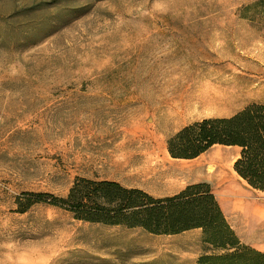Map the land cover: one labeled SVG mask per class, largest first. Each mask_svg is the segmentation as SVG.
<instances>
[{"label": "rangeland", "instance_id": "1", "mask_svg": "<svg viewBox=\"0 0 264 264\" xmlns=\"http://www.w3.org/2000/svg\"><path fill=\"white\" fill-rule=\"evenodd\" d=\"M256 1L0 0V264H200L219 253L201 229L91 223L45 200L80 178L117 177L158 198L207 183L222 204L226 186L169 170L180 161L167 142L191 119L264 104V28L244 17ZM208 85L222 94L214 107L198 103ZM217 148L232 152L234 183L264 197L235 173L240 149L205 153Z\"/></svg>", "mask_w": 264, "mask_h": 264}, {"label": "trees", "instance_id": "2", "mask_svg": "<svg viewBox=\"0 0 264 264\" xmlns=\"http://www.w3.org/2000/svg\"><path fill=\"white\" fill-rule=\"evenodd\" d=\"M244 17L264 28V0L249 5ZM215 145L238 147L235 172L250 187L264 192V104L252 103L231 117L194 122L167 142L172 158L188 160ZM52 198L45 201L86 222L142 228L159 235L201 229L204 243L219 253L201 256L200 264H264V252L241 241L207 183L190 184L177 194L158 198L117 181L80 178L66 197Z\"/></svg>", "mask_w": 264, "mask_h": 264}, {"label": "bare ground", "instance_id": "3", "mask_svg": "<svg viewBox=\"0 0 264 264\" xmlns=\"http://www.w3.org/2000/svg\"><path fill=\"white\" fill-rule=\"evenodd\" d=\"M239 81H241V78L239 79ZM221 96H222L221 93L215 92L213 90V87L211 85H208L203 95L200 98H198V103L201 105H207L208 107H214L219 101L218 98ZM179 100L182 102L184 101V102L191 103L192 98L188 95V96H185L184 98L180 97ZM231 153L232 152L226 151L225 149L217 148V149L211 150L208 153H204L200 155L196 159L188 160V161L180 162L176 164H171L170 169L174 170V168H172V165H173V167H175V169H177L178 171H181V169H185L187 171L188 177L190 178L199 179V180L209 179L212 181H217L220 186H226L227 188H229L227 190L226 200L231 206L236 207V205L242 202L243 199H247V197L243 190H241L240 188H236L234 186V177H232L231 172H230V168L233 169L231 166L232 162L228 164ZM234 158L235 157L232 158L233 161L236 160ZM244 201H247V200H244ZM253 204L254 203L251 201H248L246 203L247 206L249 205L251 206ZM250 209H256L254 211H251L250 214H248L250 217L252 218L257 217L258 219H264V208L262 204H259L258 202L256 203V208L254 207ZM262 239L264 241V236L262 237Z\"/></svg>", "mask_w": 264, "mask_h": 264}, {"label": "crops", "instance_id": "4", "mask_svg": "<svg viewBox=\"0 0 264 264\" xmlns=\"http://www.w3.org/2000/svg\"><path fill=\"white\" fill-rule=\"evenodd\" d=\"M239 111L240 110H237L236 112L228 114L226 117H231V116L235 115L236 113H238ZM182 120H187V119H182ZM199 120H203V119H191L189 122L184 124L181 128H183L184 126L188 125L189 123H192L194 121H199ZM215 146L239 149L238 147H228V146H222V145H215ZM174 160H177V161H180V162L188 161V159H174ZM180 162H174L172 164H176V163H180ZM172 167H173V165H172ZM173 168H174L175 171L177 170V169H175V167H173ZM174 170L170 169V171H174ZM179 174H180V176L182 178H185V177L188 176L187 175V171L185 169H181V171H179ZM106 179H108V180H116L117 177H110V178H106ZM240 179H242V178H240ZM234 181H235V178H234ZM234 186L236 188H240L235 183H234ZM184 188H185V186L180 188V189H178L176 192L172 193L169 196H172L174 194L179 193ZM240 189L244 191L247 199H243V201L240 202L238 205H236V207L231 206L228 203V201L226 200V196H225V198L223 200L224 202L222 204H221V202H219V203L221 205V208H222L226 218L228 219L229 217H233V219H234V220H232L233 221L232 222L233 225L231 223L230 224L232 225L234 230H236V232L238 231L241 234H247L249 236V243L253 247H255L256 249L264 252V241L262 239V237L264 236V219H258L257 217L256 218H252V217H250L248 215V214H250L251 211L256 210V209H250V208H254V207L256 208V203H258V202H259V204H262L263 208H264V197H257L255 194H251L250 192H248L247 189H243V188H240ZM244 200H247V201H244ZM248 201H251L254 204L251 205V206L250 205L247 206L246 203ZM228 221H229V219H228Z\"/></svg>", "mask_w": 264, "mask_h": 264}]
</instances>
